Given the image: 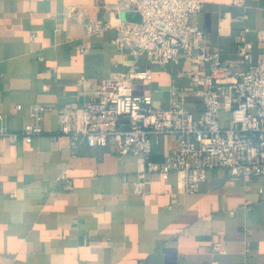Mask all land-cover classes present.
<instances>
[{
	"label": "crops",
	"instance_id": "crops-1",
	"mask_svg": "<svg viewBox=\"0 0 264 264\" xmlns=\"http://www.w3.org/2000/svg\"><path fill=\"white\" fill-rule=\"evenodd\" d=\"M129 9L125 0H0V126L20 131L31 104L50 106L31 142L0 136V264H264V175L212 168L198 191L172 197L176 175L154 172L138 193L143 156L119 157L111 143L88 146L59 131L60 112L80 128L81 107L109 77L146 68L151 77L133 81L135 94L168 109L178 93L200 113L184 57L154 63L120 51L114 27L87 33L89 21ZM195 17L222 59L238 58L241 35L251 59L264 58V0H205ZM177 145L174 135L155 138L150 159L163 161Z\"/></svg>",
	"mask_w": 264,
	"mask_h": 264
},
{
	"label": "built area",
	"instance_id": "built-area-1",
	"mask_svg": "<svg viewBox=\"0 0 264 264\" xmlns=\"http://www.w3.org/2000/svg\"><path fill=\"white\" fill-rule=\"evenodd\" d=\"M129 11L140 20L119 16L112 21H89L87 33L117 30L115 42L120 51L131 47L151 62L167 64L184 57L190 64L187 75L196 87L201 109L195 115L178 93L168 109L153 105L151 95L133 92V81L150 78L151 71L115 73L102 86L99 98L81 107V127L72 123L69 111L59 115V131L81 139L88 146L111 143L119 157L141 155L144 167L137 173L133 191L144 193L148 173L158 172L164 180L176 175L178 193L199 190L208 169H225L230 176L264 175V58L251 59L252 43L241 35L238 58L222 59L207 43V35L195 17L205 0H125ZM243 64H246L245 67ZM18 108L21 105L17 106ZM50 106L33 103L30 120L20 131L0 126V136L10 142H31L43 132L44 113ZM226 112L224 119L222 112ZM1 117V116H0ZM174 135L178 145L161 162L150 159L155 138ZM63 189L73 188L64 173ZM213 251H223L220 243Z\"/></svg>",
	"mask_w": 264,
	"mask_h": 264
},
{
	"label": "water",
	"instance_id": "water-1",
	"mask_svg": "<svg viewBox=\"0 0 264 264\" xmlns=\"http://www.w3.org/2000/svg\"><path fill=\"white\" fill-rule=\"evenodd\" d=\"M122 18L126 19V20H137V21H139L140 15L137 12L126 11L123 13Z\"/></svg>",
	"mask_w": 264,
	"mask_h": 264
}]
</instances>
